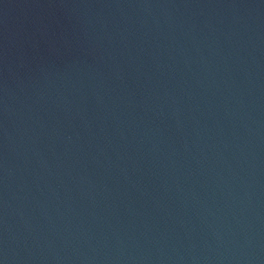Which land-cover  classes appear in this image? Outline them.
<instances>
[{
    "label": "water",
    "instance_id": "water-1",
    "mask_svg": "<svg viewBox=\"0 0 264 264\" xmlns=\"http://www.w3.org/2000/svg\"><path fill=\"white\" fill-rule=\"evenodd\" d=\"M0 264H264V0H0Z\"/></svg>",
    "mask_w": 264,
    "mask_h": 264
}]
</instances>
